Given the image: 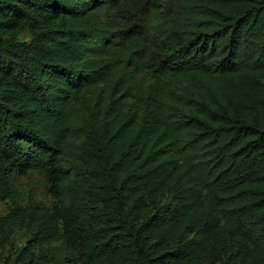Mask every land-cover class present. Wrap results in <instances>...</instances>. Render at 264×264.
Listing matches in <instances>:
<instances>
[{
  "label": "trees",
  "instance_id": "16d2710c",
  "mask_svg": "<svg viewBox=\"0 0 264 264\" xmlns=\"http://www.w3.org/2000/svg\"><path fill=\"white\" fill-rule=\"evenodd\" d=\"M5 199L19 264H264V0H0Z\"/></svg>",
  "mask_w": 264,
  "mask_h": 264
},
{
  "label": "rangeland",
  "instance_id": "374dc122",
  "mask_svg": "<svg viewBox=\"0 0 264 264\" xmlns=\"http://www.w3.org/2000/svg\"><path fill=\"white\" fill-rule=\"evenodd\" d=\"M18 38L28 42L31 35L27 30H24L18 35ZM14 179L21 197L26 198L32 195L36 200H40L44 204L50 203L51 196L47 192L43 180L36 171H28L25 174H15ZM12 208L13 205L8 199L0 201V216L8 213ZM12 236L11 242L0 249V264H19L17 251L23 245L27 246L31 244L30 247L33 248L35 255H45L51 251H59L57 242H53L50 245L42 242L36 243L37 240H33L34 236L28 229L16 226L12 231ZM25 260L27 261L28 259Z\"/></svg>",
  "mask_w": 264,
  "mask_h": 264
}]
</instances>
